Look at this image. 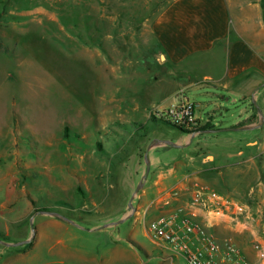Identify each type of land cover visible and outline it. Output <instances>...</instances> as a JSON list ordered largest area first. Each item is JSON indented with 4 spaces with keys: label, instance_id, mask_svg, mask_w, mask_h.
Masks as SVG:
<instances>
[{
    "label": "rangeland",
    "instance_id": "rangeland-1",
    "mask_svg": "<svg viewBox=\"0 0 264 264\" xmlns=\"http://www.w3.org/2000/svg\"><path fill=\"white\" fill-rule=\"evenodd\" d=\"M117 1L123 13L125 0ZM131 1L134 17L141 18L147 0L127 5ZM98 3L0 0V240L17 247L0 252V264L15 249L30 251L34 239L25 241L50 220L43 214L77 225L76 248L98 254L116 239L134 246L140 264H170L169 252L147 231L161 216L153 205L157 189L148 184L160 169L191 158L199 163L210 136L202 133L188 147H174L186 135L156 120L153 110L184 89L197 105L199 127L213 114L221 89L202 82V75L173 70L144 21L99 23L108 0ZM214 116L220 128L226 119ZM164 141L170 144L161 146ZM146 156L148 183L136 193ZM49 249L41 244L34 252L38 258L24 256L15 264L51 262Z\"/></svg>",
    "mask_w": 264,
    "mask_h": 264
},
{
    "label": "crops",
    "instance_id": "crops-1",
    "mask_svg": "<svg viewBox=\"0 0 264 264\" xmlns=\"http://www.w3.org/2000/svg\"><path fill=\"white\" fill-rule=\"evenodd\" d=\"M127 3L122 13L117 0H108V10L102 11L99 23L107 20L115 27L122 20L144 21L157 52L173 70L191 78L202 75V82L222 93L215 94L219 101L205 124L194 131H181L186 136L173 145L183 149L208 133V152L199 163L191 158L170 170L160 169L153 184H148L158 193L153 205L161 215L180 210L219 238L232 239L254 264H264V0H147L139 19L134 17L132 1ZM218 112L226 119L220 128L214 116ZM147 183L148 176L144 187ZM211 193L221 200L211 202ZM43 216L50 220L42 222L29 238L34 239L30 251L15 249L3 264H15L24 256L29 261L38 258L34 252L44 243L50 246L52 260L40 259L43 264H140L132 244L115 239L98 254L82 245L76 248L80 229L74 222L52 214ZM87 231L98 232L94 228ZM12 247L17 248L0 240V252Z\"/></svg>",
    "mask_w": 264,
    "mask_h": 264
},
{
    "label": "built area",
    "instance_id": "built-area-1",
    "mask_svg": "<svg viewBox=\"0 0 264 264\" xmlns=\"http://www.w3.org/2000/svg\"><path fill=\"white\" fill-rule=\"evenodd\" d=\"M153 114L157 120L186 131L198 128L197 105L184 92H180L167 106L155 108ZM210 199L211 202H218L221 197L211 193ZM147 231L159 247L169 252L165 259L172 262L183 260L185 264H254L232 239L219 238L212 229L177 209L155 218L147 226ZM261 237L264 240V226ZM261 259L264 261V249Z\"/></svg>",
    "mask_w": 264,
    "mask_h": 264
},
{
    "label": "water",
    "instance_id": "water-1",
    "mask_svg": "<svg viewBox=\"0 0 264 264\" xmlns=\"http://www.w3.org/2000/svg\"><path fill=\"white\" fill-rule=\"evenodd\" d=\"M169 144H170V143H169V142H166V141H164V143H163V145H169ZM146 164H147V171H146V175H145L144 179L147 178V175H148V173H149V171H150V166H151V163H150V161L148 160V157H147V156H146ZM142 187H143V183L139 184L138 187H137V189H136V193H138V192L142 189ZM133 199H134V198H132V199L130 200V203H129V206H130L131 208H133V206H132ZM130 216H131V215H129V216L127 217V219H128ZM122 223H123V220H121V221L115 223V225H119V224H122ZM30 241H31V240H27V241H25V243L28 244V243H30Z\"/></svg>",
    "mask_w": 264,
    "mask_h": 264
},
{
    "label": "trees",
    "instance_id": "trees-1",
    "mask_svg": "<svg viewBox=\"0 0 264 264\" xmlns=\"http://www.w3.org/2000/svg\"><path fill=\"white\" fill-rule=\"evenodd\" d=\"M176 128H177V127H176ZM177 129H179L180 131L184 132V129H180V128H177ZM68 130H69V127L66 126V127H65V130H64V137H67V132H68ZM1 236L4 237L5 235H4V233H2V232L0 231V238H1ZM19 252H21V251H19Z\"/></svg>",
    "mask_w": 264,
    "mask_h": 264
}]
</instances>
